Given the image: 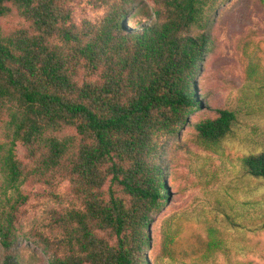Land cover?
I'll use <instances>...</instances> for the list:
<instances>
[{
    "label": "trees",
    "instance_id": "16d2710c",
    "mask_svg": "<svg viewBox=\"0 0 264 264\" xmlns=\"http://www.w3.org/2000/svg\"><path fill=\"white\" fill-rule=\"evenodd\" d=\"M138 1L0 0L1 264H24L22 238L44 245L50 264L174 262L177 217H163L156 234L155 224L181 151L221 155L244 129L262 127L247 121L264 118L255 60L234 108L192 118L207 109L198 76L214 43L212 18L229 0H153L155 11L130 28ZM80 5L103 14L79 20ZM12 16L20 21L6 26ZM256 134L244 138L251 149L241 171L264 183ZM63 183L74 201L53 210L55 232H27L28 187Z\"/></svg>",
    "mask_w": 264,
    "mask_h": 264
},
{
    "label": "rangeland",
    "instance_id": "374dc122",
    "mask_svg": "<svg viewBox=\"0 0 264 264\" xmlns=\"http://www.w3.org/2000/svg\"><path fill=\"white\" fill-rule=\"evenodd\" d=\"M154 5L153 0L133 4L127 26L139 29L138 21L146 19L143 12H154ZM76 8L75 17L79 20L86 15L98 17L103 14V9L89 7L84 10L81 5ZM18 21V16H12L2 22L11 26ZM212 34L214 43L198 76V92L207 109L194 114V120L213 115L218 108H234L238 104L244 96L240 90L248 79L252 60L264 79V0L223 2L212 18ZM253 93L256 92L248 95ZM248 119L244 120L262 124V127L244 129L234 142L226 144L221 155L193 146L194 154L186 158L181 151V161L170 181L173 193L156 218L155 234L167 215H175L179 227L172 246L175 261L165 258L162 264H264V183L243 178L240 163L245 152L251 149L244 141L246 136L256 131L255 141L264 143V118ZM190 130L191 127H187L184 139ZM18 153L23 158L22 147ZM27 192L30 200L22 208L21 215L25 230L55 232L53 210L71 207L74 201L69 185L63 183L54 191L44 186L28 187ZM19 250L24 264H50L51 252L33 238H22ZM159 251L157 244L150 251L151 260ZM1 252L0 245V256Z\"/></svg>",
    "mask_w": 264,
    "mask_h": 264
}]
</instances>
